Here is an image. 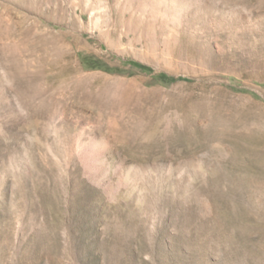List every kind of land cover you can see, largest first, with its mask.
<instances>
[{
    "label": "rangeland",
    "instance_id": "374dc122",
    "mask_svg": "<svg viewBox=\"0 0 264 264\" xmlns=\"http://www.w3.org/2000/svg\"><path fill=\"white\" fill-rule=\"evenodd\" d=\"M0 264H264V0H0Z\"/></svg>",
    "mask_w": 264,
    "mask_h": 264
},
{
    "label": "trees",
    "instance_id": "16d2710c",
    "mask_svg": "<svg viewBox=\"0 0 264 264\" xmlns=\"http://www.w3.org/2000/svg\"><path fill=\"white\" fill-rule=\"evenodd\" d=\"M135 65H137L139 68H141V69H149L147 66H144V65H142V64H138V63H134ZM161 78L162 79H173L172 77H170V76H168V75H166V74H161Z\"/></svg>",
    "mask_w": 264,
    "mask_h": 264
}]
</instances>
